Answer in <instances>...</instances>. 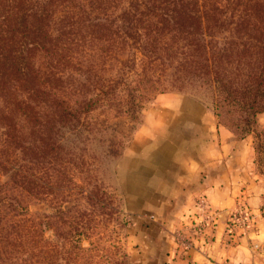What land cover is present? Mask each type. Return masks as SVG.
<instances>
[{"label":"trees","instance_id":"trees-1","mask_svg":"<svg viewBox=\"0 0 264 264\" xmlns=\"http://www.w3.org/2000/svg\"><path fill=\"white\" fill-rule=\"evenodd\" d=\"M161 75L162 88L209 90L231 132H252L264 0H0V173L55 204L64 242L88 220L81 207L66 217V198L100 206L112 121L135 119Z\"/></svg>","mask_w":264,"mask_h":264},{"label":"rangeland","instance_id":"rangeland-1","mask_svg":"<svg viewBox=\"0 0 264 264\" xmlns=\"http://www.w3.org/2000/svg\"><path fill=\"white\" fill-rule=\"evenodd\" d=\"M163 80L161 75L154 80V89L149 85L142 89L145 99L135 119L119 115L112 121L113 135L120 141L119 153L111 160L107 158L100 166V206L90 211L73 192L66 198V217H72L81 207L88 219L86 226L78 229L79 234L71 233L70 242H64L57 235L58 228H64L57 219L59 212L55 204L31 198L0 173V264H168L171 248L183 247L188 241L185 237L188 233L195 238L204 230L205 222L215 213L208 205L205 212H199L196 204L203 197L194 201L193 212L185 224L188 228L185 235L174 217L169 221L174 223L173 228L165 225L168 217L160 210L166 197L147 194L146 180L141 174L134 180L130 175L128 156L137 148L133 143L134 135L143 123L144 113L154 107L156 95L161 92L183 95L203 103L214 115L216 113L209 90L190 86L162 88ZM216 119L239 142L236 151L245 160L251 193L246 201H241L242 209L232 215L229 226L232 230L249 222H259L264 227V111L257 115L253 131L242 138L238 131L233 133L226 127L225 118ZM137 164L134 167H139ZM242 204L248 209L251 206L256 212L245 211ZM243 216L246 219L242 225L236 219ZM14 231L16 240L13 239Z\"/></svg>","mask_w":264,"mask_h":264},{"label":"crops","instance_id":"crops-1","mask_svg":"<svg viewBox=\"0 0 264 264\" xmlns=\"http://www.w3.org/2000/svg\"><path fill=\"white\" fill-rule=\"evenodd\" d=\"M152 104L134 135L137 148L128 156L131 177L141 174L147 194L166 197L160 212L168 217L169 229L174 225L169 221L176 220L188 233L185 224L199 197L215 213L198 236L188 233L183 247L171 248L168 264H264L261 223L227 229L242 209L241 201L251 196L245 160L236 151L239 142L211 109L193 98L160 93Z\"/></svg>","mask_w":264,"mask_h":264},{"label":"built area","instance_id":"built-area-1","mask_svg":"<svg viewBox=\"0 0 264 264\" xmlns=\"http://www.w3.org/2000/svg\"><path fill=\"white\" fill-rule=\"evenodd\" d=\"M196 206H197V209H199V212H205L206 210H207V204H206V202H205V200L203 199V198H201V199H199L198 200V202H197V204H196ZM245 216H243V218L241 217V218H239V219H236L238 222L240 221L241 222V224L243 225L244 224V221H245ZM231 230V228H230V226H229V231Z\"/></svg>","mask_w":264,"mask_h":264}]
</instances>
